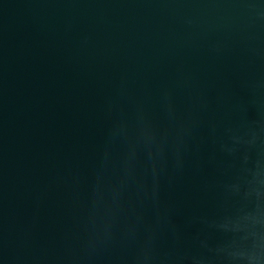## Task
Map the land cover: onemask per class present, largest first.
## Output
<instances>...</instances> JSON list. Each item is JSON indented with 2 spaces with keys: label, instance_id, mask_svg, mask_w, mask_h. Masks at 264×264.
I'll return each mask as SVG.
<instances>
[{
  "label": "water",
  "instance_id": "1",
  "mask_svg": "<svg viewBox=\"0 0 264 264\" xmlns=\"http://www.w3.org/2000/svg\"><path fill=\"white\" fill-rule=\"evenodd\" d=\"M0 264H264V0H0Z\"/></svg>",
  "mask_w": 264,
  "mask_h": 264
}]
</instances>
